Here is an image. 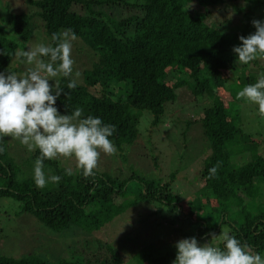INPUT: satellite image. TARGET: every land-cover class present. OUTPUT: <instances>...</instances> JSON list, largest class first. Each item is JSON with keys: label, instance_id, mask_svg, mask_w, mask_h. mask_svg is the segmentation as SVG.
Wrapping results in <instances>:
<instances>
[{"label": "trees", "instance_id": "1", "mask_svg": "<svg viewBox=\"0 0 264 264\" xmlns=\"http://www.w3.org/2000/svg\"><path fill=\"white\" fill-rule=\"evenodd\" d=\"M22 1L30 11H13L6 4L4 12L0 11V72L17 73L18 67L9 69L14 53L29 41L36 27H41L49 40L52 33L70 28L96 59L81 71L75 89L67 88L68 79L57 77L65 91L55 104L61 114H71L80 107L85 117H99L114 125L116 130L110 139L120 150L137 145L142 111L151 113V127L158 126L166 104L177 97L176 89L187 85L193 96L210 102L186 124L201 123L209 153L202 156L205 148L196 161L198 168L190 179L198 181L199 187L192 192L196 202L189 206L172 183L177 173L163 180L134 172L120 177L95 169L94 176L85 178L78 170L66 175L67 168L53 159L44 161V171L60 176V181L52 189L38 188L33 176L17 179V164L8 155L3 138L0 196L19 201L22 212H28L52 232L71 230L80 239L74 246L68 244L65 254L58 258L47 257L49 248L39 252L40 244L20 257L0 254V264H128L125 262L132 258L139 262L147 259L145 264L173 261L176 253L172 251L150 257L151 245L127 256L113 242L91 239L94 231L140 202L158 204L157 212L172 211L174 219L180 217L182 224H190V232L191 228L199 229L198 236L214 230L210 220L203 221L198 215V210L207 208L231 227V235L264 256V157L258 151L260 142L242 133L234 122L238 110L219 95L227 90L235 102L237 92L264 72V60L242 65L232 52L240 44L239 36L255 31L251 22L264 20V0ZM213 8L221 18L214 17ZM240 152L251 159H241ZM38 156V150L31 153L32 167ZM218 162L216 176L209 179V169ZM132 182L140 189L132 199L124 200L133 189ZM201 197L204 203H199Z\"/></svg>", "mask_w": 264, "mask_h": 264}, {"label": "rangeland", "instance_id": "2", "mask_svg": "<svg viewBox=\"0 0 264 264\" xmlns=\"http://www.w3.org/2000/svg\"><path fill=\"white\" fill-rule=\"evenodd\" d=\"M3 4H6L13 11H30V7L26 6L22 0H0V11L2 10V13L4 12ZM212 11L215 18H221L218 11H215L214 8ZM48 41L49 38L43 33L41 27H36L29 41L22 44L19 49L27 50L29 45ZM72 58L74 60L73 77H75V72L79 71L81 73L83 69L88 68L96 59V55L85 47L81 39L77 37L72 46ZM15 67H18L17 73H22L27 66L15 58L9 69ZM178 76L186 77L184 73H178ZM77 81H81L80 76ZM51 82L54 83V81H49V83ZM188 87L185 85L176 89L177 97L174 102L166 104L165 115L158 126L151 127V113L146 110L142 111L138 123L140 139L137 141V145L122 146L114 155L101 153L96 170L120 177H126L134 172L145 177H162L163 180L168 178L169 174L177 173L175 175L176 179L172 183L181 193L184 202H188V205L192 206L196 202V200H192L195 197L192 192L199 187V182L196 180L193 182L190 178L197 171L196 161L201 159L202 151L206 148L202 156L209 153V148H207L209 142L203 134L200 122H193L188 127L186 124L190 118L200 115L203 108L210 102L202 96H193L190 87ZM219 95L226 101V104L238 110L235 113L237 117L234 122L237 121L236 124L241 128L242 133L249 134L259 140L258 151L264 157V116L258 114L257 106L245 100L233 102L232 96L229 95L228 97L227 90L226 93H220ZM208 97L212 102V98ZM237 105L239 109L236 108ZM184 131L186 132L183 136L181 133ZM5 140L8 144V155L17 164V168H15L17 179L23 180L32 177L33 167L29 157L33 151L29 152L18 140L11 137H5ZM144 144H146L145 148ZM240 153L241 159H251L248 154L246 155V152ZM153 157L155 160H150ZM55 160H58L61 166L71 169L73 173L76 172L77 169L73 159L57 157ZM189 165L191 166L189 167ZM54 185L55 183L49 182L44 188L52 189ZM130 186L133 189H130V193L124 200L132 199L136 191L140 189L139 185L133 184V182ZM198 201L204 203L205 198H198ZM158 207L156 203L147 205L145 202H140L115 217L112 222L106 224L102 229L94 231L90 237L104 242H113L127 256H132L139 249L151 245L148 248V252L151 254L150 257L162 256L168 251L176 253L175 242L182 238L195 237L201 244L207 243L211 239L210 235L206 233L203 236H198L199 229L191 228L193 233L190 232L188 228L190 224H182L180 217L174 219L171 215L172 211L161 210L157 212ZM198 211V215H201L203 221L209 222L210 220L212 223L214 230L211 233L219 234L220 232L230 231L231 227L227 223H223L221 218H216V214L212 215L213 213L207 208ZM232 215L233 213L228 216L229 220H232ZM71 233V230L60 233L52 232L36 221L31 214L22 212L19 201L12 197L0 196L1 255L20 257L30 253L33 248H39L37 246L42 244L43 249L40 247L39 252L46 251L49 248L51 252L47 250V257L50 259L58 258L65 254V247L68 244V246H74L75 241L80 239L76 237L77 235ZM124 247L125 249H123ZM147 261V259H144L143 262H139L132 258L125 263L145 264ZM172 262H166V264H172Z\"/></svg>", "mask_w": 264, "mask_h": 264}, {"label": "clouds", "instance_id": "3", "mask_svg": "<svg viewBox=\"0 0 264 264\" xmlns=\"http://www.w3.org/2000/svg\"><path fill=\"white\" fill-rule=\"evenodd\" d=\"M251 23L255 31L239 36L240 44L232 48L236 62L242 65L264 60V20ZM76 39L70 28L54 32L48 42H38L14 53L27 66L25 71L0 72V140L11 137L29 152L39 151L33 167V180L38 188L61 179L58 175H46L45 160L73 159L75 168L87 178L95 175L101 153L117 152L110 139L116 130L114 125L104 123L99 117H85L80 107L71 114H61L55 107L57 99L65 95L57 77L68 79V89L77 87L80 73L76 71L73 77L72 58ZM236 99L255 104L258 114L264 116V72L259 73L254 83L239 90ZM3 150L0 148V152ZM218 167L219 162L209 169V179L216 176ZM65 173L73 175L71 169ZM209 235L211 239L204 244L195 237L176 241L172 264H264V256L229 232Z\"/></svg>", "mask_w": 264, "mask_h": 264}]
</instances>
